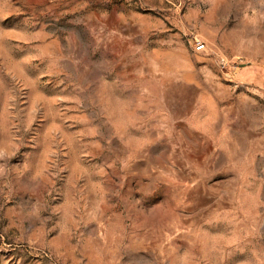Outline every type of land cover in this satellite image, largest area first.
<instances>
[{
	"label": "rangeland",
	"instance_id": "rangeland-1",
	"mask_svg": "<svg viewBox=\"0 0 264 264\" xmlns=\"http://www.w3.org/2000/svg\"><path fill=\"white\" fill-rule=\"evenodd\" d=\"M0 264H264V0H0Z\"/></svg>",
	"mask_w": 264,
	"mask_h": 264
},
{
	"label": "built area",
	"instance_id": "built-area-1",
	"mask_svg": "<svg viewBox=\"0 0 264 264\" xmlns=\"http://www.w3.org/2000/svg\"><path fill=\"white\" fill-rule=\"evenodd\" d=\"M194 49L196 51H204L206 49V45L200 40H195ZM216 56H217L216 64H218L221 68H224L228 65V61L223 56L221 55H216Z\"/></svg>",
	"mask_w": 264,
	"mask_h": 264
},
{
	"label": "crops",
	"instance_id": "crops-1",
	"mask_svg": "<svg viewBox=\"0 0 264 264\" xmlns=\"http://www.w3.org/2000/svg\"><path fill=\"white\" fill-rule=\"evenodd\" d=\"M244 68H247V67L244 66L243 69H244ZM259 72H260L259 70H254L253 74H255V73H259ZM250 74H251V73H250ZM253 78L255 79L256 77H253V75L251 74V75L248 77V80H250V81H254ZM256 79H258V78H256Z\"/></svg>",
	"mask_w": 264,
	"mask_h": 264
},
{
	"label": "water",
	"instance_id": "water-1",
	"mask_svg": "<svg viewBox=\"0 0 264 264\" xmlns=\"http://www.w3.org/2000/svg\"><path fill=\"white\" fill-rule=\"evenodd\" d=\"M239 66H244V64H241V65H239Z\"/></svg>",
	"mask_w": 264,
	"mask_h": 264
}]
</instances>
